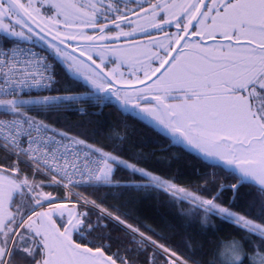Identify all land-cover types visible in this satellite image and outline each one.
Masks as SVG:
<instances>
[{"label":"snow or ice","instance_id":"snow-or-ice-1","mask_svg":"<svg viewBox=\"0 0 264 264\" xmlns=\"http://www.w3.org/2000/svg\"><path fill=\"white\" fill-rule=\"evenodd\" d=\"M172 26L175 32L167 30ZM153 32L163 36L148 47L131 43L138 33ZM34 37L61 60L63 77L46 55L26 46ZM121 40L123 48H108ZM130 50L137 55L125 65ZM108 51L122 54L118 68L131 69L127 78L105 71ZM113 100L195 153L211 169L199 176L201 185L179 187L139 167L145 157L130 162L115 147L105 151L81 133L55 127L69 115L102 116ZM0 116V152L17 161L0 163V264H141V257L143 264H187L154 229L129 223L128 212L103 199L81 202L72 191L102 187L113 198L137 190L165 193L169 204L186 202L180 215L199 218L202 228L216 217L245 239L258 237L253 264L257 252L264 264V223L236 210L247 188L243 195L256 194L249 207L258 202L257 215L264 217V0H0ZM20 163L32 179L21 178ZM121 170L128 181L116 178ZM36 175L51 179L38 184ZM52 185L77 199L57 202L42 190ZM65 214L58 225L54 217ZM110 222L122 226L123 238L105 231ZM242 253L238 241H219L213 264L220 257L219 264H243Z\"/></svg>","mask_w":264,"mask_h":264},{"label":"trees","instance_id":"trees-1","mask_svg":"<svg viewBox=\"0 0 264 264\" xmlns=\"http://www.w3.org/2000/svg\"><path fill=\"white\" fill-rule=\"evenodd\" d=\"M51 60L63 77L65 66L61 60L57 56H52ZM47 94L42 93V95ZM89 111H98V109L90 108ZM82 120H91L92 123L85 124L81 122ZM55 127L58 130L70 129V134L81 133L95 147H102L105 151L111 152L115 147L119 149L118 154L130 162H136L133 158L137 155L145 157L146 159L139 161V167L147 168L154 174L172 180L177 186L189 190L198 188L201 185L199 176L204 171L211 170L202 168L196 162L195 153L184 150L180 145L172 144L168 137L163 136L164 134L162 135L160 132H154L153 127L137 117L123 116L114 109L105 108L103 115L99 117L69 115L67 119L57 122ZM113 130L126 137L124 142L121 143L115 138ZM110 135H113V139H108ZM0 163L15 165L17 162L12 158L6 159L5 154L0 152ZM19 167L23 175H28L32 179L30 170L21 164ZM197 169H199V173L196 171ZM116 178L121 181L130 179L128 173L123 170L116 173ZM34 179L38 184L46 183L39 176H35ZM73 190L82 197L87 196L89 200L103 199L105 206L112 205L118 207L122 213L128 212L132 217L128 221L129 223L138 224L142 230L145 226L154 229L156 233L166 238L160 242H166L178 253H182L187 264H192L193 260H198L201 264H213V252L217 249V243L225 239L238 241L243 248L241 255L243 264H253V242L257 241L258 237L252 236L250 239H245L244 232L234 229L231 224L222 223L216 217L212 218L207 228H202L199 218L180 215L181 209L186 211L190 205L186 202L169 204L170 198L165 193L129 190L124 191L123 195L113 198L112 192L103 187L98 191L88 189L87 192H84L81 188H73ZM47 191L53 193L56 198L64 197V192L56 186H48ZM248 191L247 188L241 190L243 198L236 210L241 214H246L256 223H264V217L257 215L259 203L249 207L256 194L253 192L251 195H243ZM204 195L208 194L204 193ZM213 225L217 230H212ZM105 231L111 234L113 240H116L117 237L123 238L119 227L111 222ZM113 250L116 248L113 247ZM220 258L216 259L215 264H219ZM143 260L144 257H141L140 262L143 263ZM254 264H262L259 252L255 254Z\"/></svg>","mask_w":264,"mask_h":264},{"label":"flooded vegetation","instance_id":"flooded-vegetation-1","mask_svg":"<svg viewBox=\"0 0 264 264\" xmlns=\"http://www.w3.org/2000/svg\"><path fill=\"white\" fill-rule=\"evenodd\" d=\"M132 6L133 5H129V7H132ZM141 23H143V22L141 21ZM144 27H147V25L145 24ZM125 30H128V29H125ZM167 30L168 31H171V32H175L176 31V29H175L174 26H172L170 29H167ZM87 31H89V34L95 35V33H92L90 29H87ZM53 33H54V30H53ZM111 35H115V32H112ZM162 36H163V33H161L159 36H157L154 32H153V35L152 36H145V35H141V34L138 33V35L133 40H131V43L140 44V45H142L144 47H148V41L150 39H153V38H155V39H161ZM125 43H126L125 41L121 40L120 42H109L107 46H108L109 49H120V48H123L125 46ZM164 43H167V41H164ZM83 46L84 45L81 44V47H83ZM41 47H46L47 48V46H41ZM90 50L91 51H95L96 49L93 47V48H90ZM51 52H52V54L54 56H56L53 51H51ZM136 55H137V53L135 52V50H130V53L128 54V59H125L124 60V64L126 65V63H128L130 61L129 60V57L130 56H132L133 58H135ZM119 58H123V57H122V54L120 52H118V51H108L107 53H105L104 54V63L106 64L105 71L111 72V70L117 69V73L118 74L120 72H123L124 73V77L127 78L128 77V73L130 72L131 69L128 68V67H119L118 68ZM85 59H86V57H85ZM116 63H118V64H116ZM117 78L119 79V75H118ZM121 95L123 96L125 94L122 92ZM105 108L114 109V110L118 111L123 116L124 115L125 116L126 115L127 116L129 115L131 117H135L136 116L135 115L136 112L131 108V106H129L128 111H124L122 108H120V106L114 100H113V102L109 106L104 107L103 110H105ZM150 123L151 124H155L153 121H151L148 118V125L149 126H150ZM155 126H156V128L153 127V131L154 132H156V133H159L160 132V134H162V135L164 134L163 136L168 137L170 139V137L167 135L166 132H164L163 129L159 128L157 125H155ZM44 184L47 185V183H44ZM47 187L48 186H46V187H44L42 189L45 193H49L47 191ZM51 194H52L53 197H55L53 193H51ZM68 207H69V209L72 208L70 206H68ZM43 210L44 211H47L48 210V207H47V204L46 203H45V206H44ZM79 210L82 211L81 209H79ZM66 218H67L66 217V214H65V217H63V218L61 216H59V215H57L56 217H54V219H55V221L57 222L58 225L60 223L64 222V220H66ZM89 240H91V237H86L85 238V242H87ZM113 251H116V250H113ZM141 264H143V263L141 262Z\"/></svg>","mask_w":264,"mask_h":264},{"label":"built area","instance_id":"built-area-1","mask_svg":"<svg viewBox=\"0 0 264 264\" xmlns=\"http://www.w3.org/2000/svg\"><path fill=\"white\" fill-rule=\"evenodd\" d=\"M27 47H30V48H32V50H34V51H40V52H42L44 55H46L47 57H48V59L50 60V57H49V54L46 52V51H44V50H42V49H39V48H36V47H34V46H31V45H26ZM32 94H35V93H32ZM0 118H4V117H0ZM14 159V158H13ZM15 160V159H14ZM16 161V160H15ZM17 162V161H16ZM21 165H23L24 167H26V165L24 164V163H20ZM27 168V167H26ZM27 169H29V168H27ZM30 170V169H29ZM36 176H39V177H41V178H43L45 181H47V182H49L50 181V177H45L44 175H36ZM61 190H63V192L65 193V197L63 198V199H59V200H57V202H63V201H75L76 199H77V196H69L68 195V191H67V189H65L64 187H59ZM73 191V190H72ZM74 192V191H73ZM80 199H81V202H83V198L82 197H80ZM69 205H72L71 203H69Z\"/></svg>","mask_w":264,"mask_h":264},{"label":"rangeland","instance_id":"rangeland-1","mask_svg":"<svg viewBox=\"0 0 264 264\" xmlns=\"http://www.w3.org/2000/svg\"><path fill=\"white\" fill-rule=\"evenodd\" d=\"M37 22H38L41 26H43V24H44V21H43V20H40L39 18H37ZM26 43H30V44L36 45V46H38V47L46 46V45L43 43V41H41V40L39 39V37H34L32 41H29V42H26ZM79 46L81 47V44H80ZM68 51H71V48H69ZM76 55L79 56V51L76 52ZM142 59H143V58H142ZM129 60H130L131 62L134 63L135 58H133L132 56H130V57H129ZM130 61H129V62H130ZM129 62L126 63V65H128ZM116 64H118V63H116ZM128 68H129V67H128ZM26 98H27V97H26ZM0 117H2V116H0ZM154 127L156 128L155 124H154ZM157 128H158V127H157ZM20 175H21V178H23V177L25 176V175H23L22 173H20ZM30 179H31V178H30Z\"/></svg>","mask_w":264,"mask_h":264},{"label":"water","instance_id":"water-1","mask_svg":"<svg viewBox=\"0 0 264 264\" xmlns=\"http://www.w3.org/2000/svg\"><path fill=\"white\" fill-rule=\"evenodd\" d=\"M48 38L50 39L51 36H49ZM135 115H136L135 117H137V118L140 119L141 121H143V122H145L146 124H148V118H146V117L141 118V117L137 116V114H135ZM150 125H151L152 127H154V126H153L154 124H151V123H150ZM180 146L183 147V145H180Z\"/></svg>","mask_w":264,"mask_h":264}]
</instances>
